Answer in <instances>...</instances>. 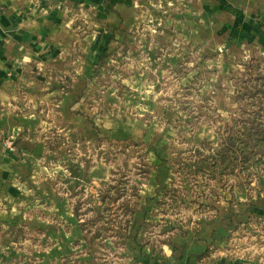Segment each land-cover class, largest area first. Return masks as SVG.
Returning <instances> with one entry per match:
<instances>
[{
  "label": "rangeland",
  "instance_id": "obj_1",
  "mask_svg": "<svg viewBox=\"0 0 264 264\" xmlns=\"http://www.w3.org/2000/svg\"><path fill=\"white\" fill-rule=\"evenodd\" d=\"M174 3H156L154 7L166 11L174 8ZM170 13L169 16L161 13L153 21L155 32L153 39L150 38L156 46L153 59L159 64V88L155 87L159 99H146L145 93L136 90V81L127 79V73L117 71L121 80L127 79L126 82L117 81L112 74L115 66H105L108 74L90 85L88 93L93 96L85 101L88 108L95 104L101 107L96 123L106 132L93 127L96 137L111 143L94 140L84 144V155L81 149H78L79 154L76 151L73 154L77 149L76 140L69 145L71 141L65 131H58L55 136L50 134L49 152L55 155L51 160L54 165H48L53 167L54 175L41 169L38 178L31 180L38 184L35 188L41 190L45 200L57 197L61 201L66 196L68 205L65 202L61 213L63 220L56 224L55 211L45 212L38 208L32 214L37 223L20 227L23 236L19 242L26 240L25 249L32 255L26 264H34L33 254L59 247L55 234L63 241L60 244L64 255L58 259V264H63L66 258L72 264H144L143 259L148 255L167 264L165 251L170 249L169 241L186 230L196 234L203 224L213 227L215 238L194 258V264H264V226L245 222L246 218L237 220L231 213V208L235 211L247 203L242 202L245 199L264 198V166L249 171L248 175L225 177L214 174L188 177L178 168L181 157L195 148L207 152L215 147L214 127L228 121L236 110L232 96L238 74L250 58L264 67V55L254 39L250 41V27L245 28L249 29L245 45H217L213 22L188 18L190 26L185 29L184 19ZM229 93H232L230 97ZM203 102L211 111L210 120L195 123L188 113L194 110L196 103ZM58 137L63 142L58 143L56 150ZM120 140H127V143H115ZM0 141L5 154L14 151L15 135L8 133ZM79 141L81 146L83 141ZM66 145L63 156L70 158L65 160L59 150ZM45 151L47 149L43 148L42 153ZM76 155L78 163L88 164L83 170L85 179L80 183L69 180L68 176L59 179L62 171L55 168L62 167L67 160H76ZM48 165L43 162L41 168ZM112 178H121L127 186L135 187L139 194V210L128 217L126 232L123 226L112 224L108 237L102 240L103 245L87 247L80 223L93 217L91 196L95 195L99 182ZM165 189L177 191L176 203L165 195ZM53 191L55 195L50 197ZM78 199L82 203L80 218L73 213ZM106 215L109 214L105 212ZM139 230L144 235L137 243L133 242L131 237Z\"/></svg>",
  "mask_w": 264,
  "mask_h": 264
},
{
  "label": "crops",
  "instance_id": "obj_2",
  "mask_svg": "<svg viewBox=\"0 0 264 264\" xmlns=\"http://www.w3.org/2000/svg\"><path fill=\"white\" fill-rule=\"evenodd\" d=\"M174 1L171 10L154 7ZM171 11L174 17L184 19L185 29L190 26L188 18L213 22L217 45H245L249 32L245 28L250 27V41L254 39L264 55V0H0V139L8 133L16 137L12 153L5 154L0 148L2 232L37 223L32 214L38 208L55 211V224L63 220L66 196L61 201L57 197L45 200L31 179L38 178L41 169L54 175L49 166L54 165L51 160L55 155L49 152L51 133L55 136L65 131L69 145L76 140L77 149L72 153L79 154L81 149L84 155V144L98 138L93 125L99 132H106L96 123L101 107L95 104L88 108L85 101L93 96L88 93L90 85L108 74L105 66H115L112 74L117 81L121 80L120 72L127 73V79L136 81V90L145 93L146 99H159L155 90L159 64L153 59L156 46L150 38L155 32L153 21L161 13L169 16ZM79 139L83 141L81 146ZM67 147L60 148V155ZM43 148L47 149L45 153ZM74 158L65 159L62 167L55 165L56 171H62L59 179L70 177L71 165L79 161L77 155ZM43 162L49 167L41 168ZM242 202L247 203L235 211L231 208L236 219L246 218L245 222L263 227L264 198ZM181 234L169 241L167 264H194V258L215 238L213 227L205 224L196 234L189 230ZM143 235L139 230L132 241L137 243ZM21 236L4 244L0 232V264H26L32 258L25 249L27 241L19 242ZM55 236L59 247L33 254L34 264H58L64 255L63 241ZM103 242L85 245L95 247ZM151 257L145 256L144 264H162Z\"/></svg>",
  "mask_w": 264,
  "mask_h": 264
},
{
  "label": "trees",
  "instance_id": "obj_3",
  "mask_svg": "<svg viewBox=\"0 0 264 264\" xmlns=\"http://www.w3.org/2000/svg\"><path fill=\"white\" fill-rule=\"evenodd\" d=\"M235 92L232 96L236 110L232 113L228 121H222L214 127L216 134V145L207 152L195 148L188 152L187 156L181 157L179 172L185 173L188 177L208 176L209 174L225 176L248 175L251 170H257L264 166V67H260L258 62L250 58L244 65L243 71L238 74ZM193 122H207L210 120L211 111L206 102L196 103L194 110L189 111ZM55 142L56 150L58 143ZM107 142L96 138L95 142ZM121 144L127 140L115 141ZM88 164L76 163L71 165L69 180L80 183L85 179L84 168ZM165 195H169L172 203L177 202V191L164 190ZM76 196V194L74 195ZM179 199V197H178ZM93 201L91 219H85L80 223L83 232V239L88 245L106 239L110 233L112 224L123 226L126 232L132 215L139 210V194L134 186H127L124 181L112 178L108 181L99 182L95 195L91 196ZM80 199L73 205V213L76 218H80ZM115 210L112 214L111 211ZM105 212L107 214L105 216ZM111 213V215H110ZM102 221V223H99ZM1 232V240L4 244L15 242L22 230L11 227L8 232ZM63 264H72L66 258Z\"/></svg>",
  "mask_w": 264,
  "mask_h": 264
}]
</instances>
